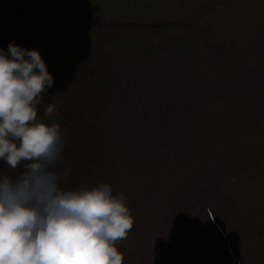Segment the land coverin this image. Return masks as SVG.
Masks as SVG:
<instances>
[{"label":"trees","instance_id":"1","mask_svg":"<svg viewBox=\"0 0 264 264\" xmlns=\"http://www.w3.org/2000/svg\"><path fill=\"white\" fill-rule=\"evenodd\" d=\"M61 2L0 0V47L38 48L54 77L38 114L56 105L63 186L124 194L122 264H212L196 204L238 264H264V0Z\"/></svg>","mask_w":264,"mask_h":264},{"label":"clouds","instance_id":"2","mask_svg":"<svg viewBox=\"0 0 264 264\" xmlns=\"http://www.w3.org/2000/svg\"><path fill=\"white\" fill-rule=\"evenodd\" d=\"M54 77L36 47H0V264H122L115 242L133 226L123 193L110 184L67 188L65 142L54 117L42 113Z\"/></svg>","mask_w":264,"mask_h":264},{"label":"rangeland","instance_id":"3","mask_svg":"<svg viewBox=\"0 0 264 264\" xmlns=\"http://www.w3.org/2000/svg\"><path fill=\"white\" fill-rule=\"evenodd\" d=\"M15 1V0H9ZM41 3L46 5L48 8L58 9L60 11L65 10V6L62 4L61 0H41ZM148 16L152 15V8L146 14ZM143 21L152 23L154 18L144 19ZM258 136L255 134H250L248 138V144L251 146H256L258 144ZM189 218L195 219L201 222L205 228L212 233L213 242L219 247L217 248V256L213 258L212 264H238L236 258L230 255L228 240L225 236L224 229L213 223L209 217L207 207L202 204H196L191 211H189ZM219 251V253H218Z\"/></svg>","mask_w":264,"mask_h":264}]
</instances>
